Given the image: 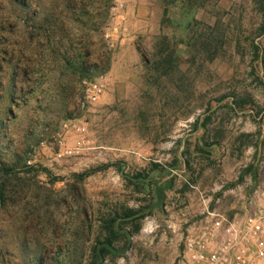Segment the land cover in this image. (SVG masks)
Here are the masks:
<instances>
[{
    "label": "rangeland",
    "instance_id": "rangeland-1",
    "mask_svg": "<svg viewBox=\"0 0 264 264\" xmlns=\"http://www.w3.org/2000/svg\"><path fill=\"white\" fill-rule=\"evenodd\" d=\"M262 4L0 0V264H182L209 213L250 212ZM97 76L104 93L83 106ZM73 119L85 146L57 159Z\"/></svg>",
    "mask_w": 264,
    "mask_h": 264
},
{
    "label": "built area",
    "instance_id": "built-area-1",
    "mask_svg": "<svg viewBox=\"0 0 264 264\" xmlns=\"http://www.w3.org/2000/svg\"><path fill=\"white\" fill-rule=\"evenodd\" d=\"M121 5L126 0H113ZM114 9V8H113ZM104 77L83 79L82 105L95 104L105 90ZM63 135L72 132L75 141L67 146L57 135L55 156L71 157L85 146L88 125L84 120H69ZM250 202L251 211L241 218L212 213L200 221L183 243L182 264H264V178L257 182Z\"/></svg>",
    "mask_w": 264,
    "mask_h": 264
},
{
    "label": "trees",
    "instance_id": "trees-1",
    "mask_svg": "<svg viewBox=\"0 0 264 264\" xmlns=\"http://www.w3.org/2000/svg\"><path fill=\"white\" fill-rule=\"evenodd\" d=\"M261 11H262V13H264V4H262V7H261ZM79 67V69L81 70V73H86L87 72V70H86V67H84V64L82 63L81 65H79L78 66ZM109 66L108 65H106L105 67H103L104 69H102V72L103 73H105V72H107L108 71V68ZM90 79V78H89ZM8 171H11V169H9V170H3L1 167H0V172H2V173H7Z\"/></svg>",
    "mask_w": 264,
    "mask_h": 264
},
{
    "label": "crops",
    "instance_id": "crops-1",
    "mask_svg": "<svg viewBox=\"0 0 264 264\" xmlns=\"http://www.w3.org/2000/svg\"><path fill=\"white\" fill-rule=\"evenodd\" d=\"M115 67V65L114 66H112L111 68H114Z\"/></svg>",
    "mask_w": 264,
    "mask_h": 264
}]
</instances>
